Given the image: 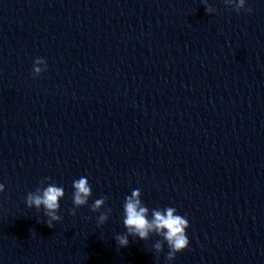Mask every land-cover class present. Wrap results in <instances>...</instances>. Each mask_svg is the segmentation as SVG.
Listing matches in <instances>:
<instances>
[{"label": "clouds", "instance_id": "clouds-1", "mask_svg": "<svg viewBox=\"0 0 264 264\" xmlns=\"http://www.w3.org/2000/svg\"><path fill=\"white\" fill-rule=\"evenodd\" d=\"M225 5L234 6L237 13L243 11L251 12V8L245 7V0H224ZM205 10L207 14H212L216 10L207 4L204 0ZM47 70V62L44 58L37 57L33 65V77H38L42 72ZM51 181V177H46L40 182V186L35 191H30L26 195V205L28 208L37 210L43 208L44 215L48 218L46 223L49 228L53 227V222L60 221L62 217L58 215L60 209V200L64 197L65 191L62 186H57ZM73 204L70 210L72 215L76 214V209L88 204L89 198L92 196V188L87 177H80L73 181ZM5 185L0 183V193L4 192ZM108 200L107 196L96 199L91 205L92 212H99L97 218L98 225H103L109 219L111 208H104ZM149 208L142 203L141 192L139 189L132 190L131 194L125 197L123 204V225L126 233L119 234L115 240L120 247H127L129 244V236L139 237L141 240H148L150 234H155L167 243L168 253L166 259L171 261L177 253L184 251L189 246V239L186 229L189 227V221L182 215L177 214L174 207H166L163 209H152L151 218H149ZM155 252L159 255L163 251L164 243L158 240L153 245ZM157 255V256H158Z\"/></svg>", "mask_w": 264, "mask_h": 264}]
</instances>
